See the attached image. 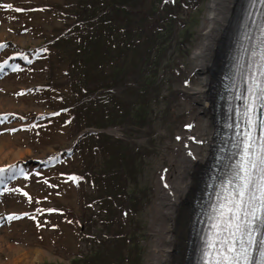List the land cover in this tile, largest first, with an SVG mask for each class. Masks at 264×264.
Listing matches in <instances>:
<instances>
[{
  "label": "rangeland",
  "instance_id": "374dc122",
  "mask_svg": "<svg viewBox=\"0 0 264 264\" xmlns=\"http://www.w3.org/2000/svg\"><path fill=\"white\" fill-rule=\"evenodd\" d=\"M78 1L74 0V7ZM172 1L148 0L143 9L146 16H151L149 8L152 10L153 5L160 10L167 5L166 8L175 12L173 25L167 24L168 32L158 39L161 45L157 53L153 51L148 57L145 41L156 36L152 30L158 26V19L149 17L151 21L136 35V39L140 38L136 42L140 51L134 63H130V70L134 69L137 83L143 78L152 83L148 93L134 97L137 103L148 101L144 106L146 120L137 122L134 132L112 128L113 135L109 134L111 128L97 129L83 123L79 131L96 129L112 139L109 142L106 139L100 150L92 146L86 152L83 148L84 155L78 150L75 156L50 164L60 150H69L76 139L74 135L79 128L74 123L79 120L75 118L73 126L68 125L77 114L74 107L78 97L73 88L75 75L67 74V65L57 64L55 78L45 69L53 60L55 49L51 48L47 54L49 59L44 61L42 56L48 50L38 48L48 43L34 29H46L50 37L72 38L75 33L70 28L63 30L65 25L63 18L56 15L58 10L55 13L47 8V5L60 8L70 1L0 0V144L3 142L6 148L23 154L21 159L0 168V234L3 230L12 234L8 240L12 248L41 251V257L35 258L32 264H73L75 259L87 254L90 243L86 238L90 229L84 213L93 215L96 222L109 217L115 232L106 231L99 224L96 228L100 233L112 238L120 232L126 238L131 254L124 258H129V262L123 264L152 263L159 189L199 128L198 104L191 90L199 83L200 76L193 68L192 57L202 39L210 2ZM48 40L54 42L56 38ZM41 58V62L32 64ZM51 79L62 83V87H55L58 89L55 95L59 98L61 94L71 102L66 115L53 114V109L40 96L41 84ZM101 91L103 88L96 93ZM122 142L129 144V150L125 158H118L113 153L118 152ZM35 161L42 162L40 168ZM114 161L115 169L108 171ZM78 171L87 176L81 187L75 186L79 178L73 172ZM113 186L117 187L114 192H107V187ZM51 204L64 207L60 231L41 232L34 221L42 218L40 223L48 226L49 218L44 217L48 214L40 216L45 209L32 210L35 206L50 208ZM99 212L107 215L96 214ZM9 252L7 246L0 250V264L11 261ZM21 263L16 260L15 264Z\"/></svg>",
  "mask_w": 264,
  "mask_h": 264
},
{
  "label": "trees",
  "instance_id": "16d2710c",
  "mask_svg": "<svg viewBox=\"0 0 264 264\" xmlns=\"http://www.w3.org/2000/svg\"><path fill=\"white\" fill-rule=\"evenodd\" d=\"M69 1L60 8L53 5H47V8L54 12L58 10L56 15L63 18L65 25L63 30L70 28L71 32L75 33L72 38L65 39L57 35L50 37L46 29L39 31L34 29L35 34L44 36L46 38L45 42L48 43L38 48L48 50L44 55L42 53L44 61L49 59L50 56L47 54L51 48L55 49L53 60L49 62L47 68L45 67L48 73L55 78V74L59 69L57 64H63L69 67L67 74L70 77L75 75L73 88H75L76 97L78 98L75 101L77 107H74V110L76 109L78 115L74 114L68 126H73L75 118L79 120L74 123L75 128H79L74 137L82 132L79 130H81L83 123L88 127L97 129L123 128L126 131L134 132L133 129L136 123L139 121L143 123L144 118L146 120L144 106L148 104V101L145 104L137 103L134 97L137 94L140 98V96L148 93L150 84H152L146 78L137 83L134 77V69L130 70V63H134L140 51L136 43L137 41L140 42V38L136 39V35L140 29L146 27V23L151 21L149 17L158 19V26L152 30V35L156 36L145 41L148 57H151L153 51L157 53L160 50L161 43L158 39L164 32H168L165 27L167 24L173 25L175 12L171 11L169 7L166 8L167 5L162 10L153 5L152 10L149 8L151 16H146L147 13L143 9L148 0H79L75 7L73 5L74 0ZM164 3H167V1ZM162 15L165 16L161 17ZM143 16L145 17L141 20ZM56 31L60 30L56 29ZM50 38H56V41L48 40ZM42 58L32 64L35 65L37 62H41ZM55 87H62V83L56 79H51L49 83L41 84L40 96L43 97L48 108L53 109L55 115H66L70 111L67 108L71 106L69 105L71 102H68V99H63L61 94L58 98V95H55L58 89ZM102 88L101 93H96ZM94 93H96L95 96ZM56 105H61L59 107L62 108L60 109ZM64 108L67 109V112L60 114L59 111ZM106 139L109 142L112 138H108L105 133L86 134L80 141L76 152L79 150L81 155H84L83 148L88 152L92 146H96L95 150H100L99 146H102ZM117 149L118 152L115 151L113 155L118 156V158H125L126 152L129 150V144L125 143L123 145L122 142V145L118 146ZM76 152L70 154L69 157L75 156ZM65 159V157H60L56 164ZM115 165L114 161L108 171L114 170ZM73 173L79 178L75 186L81 187L82 184L86 183L87 176L84 173L80 171ZM116 174H114V178L118 181ZM114 186L107 187V192L113 193L114 189L117 188ZM106 203L111 205L107 201ZM42 208L46 211L41 212L40 216H44L45 213L48 214L44 217L49 218L50 225L41 228L40 231L43 232L47 229L54 230V232L60 231L62 222L60 219L65 215L64 207L51 204L50 208L43 206ZM96 214L101 215L100 212ZM106 215V212H104L101 216ZM83 216L87 218L90 229L86 238L87 242L90 243V249L87 254L75 259L73 264L128 263L129 258L126 260L124 258L131 254V245L127 244L126 238L120 232H116L112 238H108L107 235H103L100 233L102 231L96 228L97 225L101 224L104 230L115 232L109 223L110 218L106 217L96 222L93 215L84 213ZM40 220L42 221V218ZM35 221L38 223L39 219ZM93 228L94 230H92ZM55 242L53 241V244Z\"/></svg>",
  "mask_w": 264,
  "mask_h": 264
},
{
  "label": "bare ground",
  "instance_id": "6f19581e",
  "mask_svg": "<svg viewBox=\"0 0 264 264\" xmlns=\"http://www.w3.org/2000/svg\"><path fill=\"white\" fill-rule=\"evenodd\" d=\"M241 1L209 2L202 39L192 57L193 68L200 76L199 83L191 90V96L198 104L199 128L196 135L188 140L183 154L177 159L172 172L166 174L159 189L158 223L152 234L151 264H188V256L198 248L196 239L199 234L193 229V224L198 225L200 221L204 186L210 178L216 155L213 148L218 138V122H221L217 107L219 78ZM22 157L21 151L8 149L3 142L0 144V168ZM11 238L12 234L5 230L0 234V250L7 246L9 254H12L9 256L11 261L5 264H15L16 260H20L21 264H32L35 258L41 257L39 250L25 252L12 248L8 242Z\"/></svg>",
  "mask_w": 264,
  "mask_h": 264
},
{
  "label": "snow or ice",
  "instance_id": "6c2138e0",
  "mask_svg": "<svg viewBox=\"0 0 264 264\" xmlns=\"http://www.w3.org/2000/svg\"><path fill=\"white\" fill-rule=\"evenodd\" d=\"M257 169L261 173L259 183H255L253 178V171ZM241 170L243 172V176L240 178L241 185L237 190L236 198L231 202L233 207L227 209V212L231 213V220H225V228L230 231V236L223 241L227 246L226 251L229 253V255L223 257L224 264H252L250 249L255 243L253 236L255 222L264 220V216H257L254 211L251 213L247 211L250 203L257 200L260 202V206L264 207V157H259L258 163L246 160ZM242 210L244 215L251 216V220L246 225L240 223ZM233 229L234 231H232ZM245 229H247L248 246L245 247L241 240L238 249L236 246L237 238ZM260 258V264H264V242L261 244Z\"/></svg>",
  "mask_w": 264,
  "mask_h": 264
},
{
  "label": "water",
  "instance_id": "95a60500",
  "mask_svg": "<svg viewBox=\"0 0 264 264\" xmlns=\"http://www.w3.org/2000/svg\"><path fill=\"white\" fill-rule=\"evenodd\" d=\"M82 137V135L79 137V139Z\"/></svg>",
  "mask_w": 264,
  "mask_h": 264
}]
</instances>
